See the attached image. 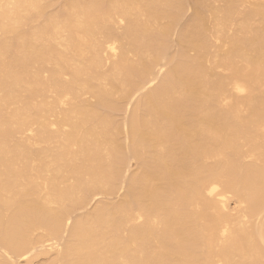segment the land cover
Returning <instances> with one entry per match:
<instances>
[{
    "label": "bare ground",
    "instance_id": "1",
    "mask_svg": "<svg viewBox=\"0 0 264 264\" xmlns=\"http://www.w3.org/2000/svg\"><path fill=\"white\" fill-rule=\"evenodd\" d=\"M187 8L0 0V264H264V0Z\"/></svg>",
    "mask_w": 264,
    "mask_h": 264
},
{
    "label": "rangeland",
    "instance_id": "2",
    "mask_svg": "<svg viewBox=\"0 0 264 264\" xmlns=\"http://www.w3.org/2000/svg\"><path fill=\"white\" fill-rule=\"evenodd\" d=\"M185 1V3L187 4V10H186V12L184 13V15L182 16V18L180 19V21L178 22V24H177V26H176V30H175V32H174V35H173V37H172V40H173V44H172V46H171V48L169 49V53H173V52H175L176 50H177V44H176V40H177V35H178V31H179V29L181 28V26H182V24L192 15V13H193V4H194V1L195 0H184ZM217 4H218V2H216ZM136 168H137V164H136V162L133 160V161H131V163L129 164V168H128V171H127V173H126V177H127V175L129 176L134 170H136ZM130 170V171H129ZM125 191H126V185H124V183H122V185L119 187V191L117 190V191H114V192H110V191H108V192H102V193H100L98 196H96L95 197V199L91 202V204L90 205H88L86 208H84V209H81V210H79L78 211V213H83V212H86V211H88V210H90V209H92L94 206H95V204H97V201H99V200H106V201H110V200H118V198L119 197H122L123 196V194L125 193ZM109 194V195H108ZM115 195V196H114ZM109 197V198H108ZM112 197V198H111ZM98 198V199H97ZM231 204H230V207L231 208H233V207H235V203H234V201L233 200H231V202H230ZM90 207V208H89ZM89 208V209H88ZM81 211V212H80ZM41 258H36V259H34V264H43L48 258L46 257V256H44V255H42V256H40ZM44 257V258H43ZM46 258V259H45ZM40 259V260H39ZM37 260V261H36ZM42 261V262H41ZM22 263H26V261H24V260H22Z\"/></svg>",
    "mask_w": 264,
    "mask_h": 264
}]
</instances>
